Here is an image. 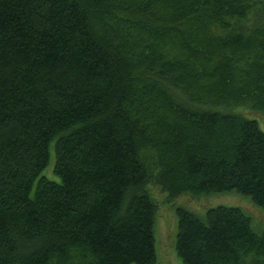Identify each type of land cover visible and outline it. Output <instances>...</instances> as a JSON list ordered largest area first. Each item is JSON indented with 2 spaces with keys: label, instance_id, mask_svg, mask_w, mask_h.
<instances>
[{
  "label": "trees",
  "instance_id": "16d2710c",
  "mask_svg": "<svg viewBox=\"0 0 264 264\" xmlns=\"http://www.w3.org/2000/svg\"><path fill=\"white\" fill-rule=\"evenodd\" d=\"M243 109L264 118V0H0V264H156L152 186L264 210ZM176 213L182 264H264L241 208Z\"/></svg>",
  "mask_w": 264,
  "mask_h": 264
},
{
  "label": "rangeland",
  "instance_id": "374dc122",
  "mask_svg": "<svg viewBox=\"0 0 264 264\" xmlns=\"http://www.w3.org/2000/svg\"><path fill=\"white\" fill-rule=\"evenodd\" d=\"M242 112L253 116L248 117L256 119L260 128L264 131V118L260 113L249 109H243ZM53 164L54 152L51 148L49 163L41 172V175L50 180L59 181V178L53 173ZM150 190L158 203L154 223L156 264H182L174 248L177 232V206L184 207L198 214H203L211 206L239 207L251 217L252 225L257 231L264 229V210L254 206L248 197L237 192H218L199 196L184 193L169 199L166 191H163L159 186H152Z\"/></svg>",
  "mask_w": 264,
  "mask_h": 264
}]
</instances>
